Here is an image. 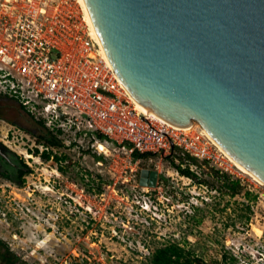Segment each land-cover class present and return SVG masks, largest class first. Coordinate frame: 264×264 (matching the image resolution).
Segmentation results:
<instances>
[{
    "label": "rangeland",
    "instance_id": "rangeland-1",
    "mask_svg": "<svg viewBox=\"0 0 264 264\" xmlns=\"http://www.w3.org/2000/svg\"><path fill=\"white\" fill-rule=\"evenodd\" d=\"M39 118L1 95L0 144L31 171L20 185L0 177V264H151L169 244L193 264H264L263 182L243 173L233 193L215 169L193 167L208 182L199 183L169 157L130 161L109 142L103 153L68 127L52 149L61 160H43L34 153L44 149ZM143 169L157 173L154 186L140 184Z\"/></svg>",
    "mask_w": 264,
    "mask_h": 264
},
{
    "label": "water",
    "instance_id": "water-1",
    "mask_svg": "<svg viewBox=\"0 0 264 264\" xmlns=\"http://www.w3.org/2000/svg\"><path fill=\"white\" fill-rule=\"evenodd\" d=\"M125 90L264 183V0H83ZM143 169L140 184L154 186Z\"/></svg>",
    "mask_w": 264,
    "mask_h": 264
},
{
    "label": "built area",
    "instance_id": "built-area-1",
    "mask_svg": "<svg viewBox=\"0 0 264 264\" xmlns=\"http://www.w3.org/2000/svg\"><path fill=\"white\" fill-rule=\"evenodd\" d=\"M0 94L43 118L50 129L106 136L130 161L142 159L135 154L166 158L179 150L199 162L182 165L194 172L193 167H209L245 181L199 123L181 128L138 109L78 0H0ZM105 143L98 141V151H109ZM77 203L90 210L85 195Z\"/></svg>",
    "mask_w": 264,
    "mask_h": 264
},
{
    "label": "trees",
    "instance_id": "trees-1",
    "mask_svg": "<svg viewBox=\"0 0 264 264\" xmlns=\"http://www.w3.org/2000/svg\"><path fill=\"white\" fill-rule=\"evenodd\" d=\"M10 99L16 102L25 113L32 116V114L27 112L17 100L12 98ZM37 123L43 129V131L38 135V137H39V141L44 146V149L39 152L38 148H35L34 153H36V155H38L43 160L54 159L55 161H60L62 157L55 154L52 149L62 145L61 144L62 142L59 139V134L62 133V130L60 128L50 129L45 125V120L41 117L37 119ZM95 139H97L100 142L109 141L106 136L98 133H95ZM146 157H149V155L147 154L142 156H139L137 154L134 155V158H146ZM168 157L171 158V163L173 168L181 175L199 181V183H208L205 180H200L197 174L194 171H192L188 165L182 166L185 163L187 164L192 163L195 165H199V162L196 159L189 158V156L181 155L179 150H175L171 155L167 156L166 158ZM97 159L99 160L102 159V156H97ZM59 169L63 171V168H59ZM30 171H31L30 168L22 162L21 167L16 173V177L13 178L9 177V180L20 185L24 182V176L28 174ZM214 172L219 173V171L217 170H214ZM221 174H222L221 179L224 181L226 185L229 186L230 189H233V193H235L236 189L241 186L240 182L236 179L234 181H229L230 179L229 175L225 173H221ZM101 190L102 188L100 186H97V191L99 193L101 192ZM87 191L90 190L87 189ZM246 194L249 195L248 192H246ZM151 264H193V259L190 258L189 253L185 252L178 245L169 244L158 248L154 252L151 259ZM199 264H208V263L200 262ZM215 264L218 263L216 262Z\"/></svg>",
    "mask_w": 264,
    "mask_h": 264
},
{
    "label": "flooded vegetation",
    "instance_id": "flooded-vegetation-1",
    "mask_svg": "<svg viewBox=\"0 0 264 264\" xmlns=\"http://www.w3.org/2000/svg\"><path fill=\"white\" fill-rule=\"evenodd\" d=\"M22 161L0 144V177L9 180L16 177ZM10 181V180H9Z\"/></svg>",
    "mask_w": 264,
    "mask_h": 264
},
{
    "label": "bare ground",
    "instance_id": "bare-ground-1",
    "mask_svg": "<svg viewBox=\"0 0 264 264\" xmlns=\"http://www.w3.org/2000/svg\"><path fill=\"white\" fill-rule=\"evenodd\" d=\"M79 1V3L81 4V6H82V9H83V11H84V13H85V17H86V19H87V21L90 23V25H91V27H92V31H93V34H94V36H95V38L97 39V41L100 43V41H99V39H98V37H97V34H96V32H95V30H94V27H93V25H92V23H91V20H90V18H89V16H88V13H87V10H86V7H85V4H84V2H83V0H78ZM101 44V43H100ZM101 47H102V45H101ZM103 48V47H102ZM103 51H104V49H103ZM104 54L106 55V53H105V51H104ZM106 57H107V55H106ZM107 59H108V57H107ZM132 97V96H131ZM135 103H136V106L138 107V109H140L142 112H144V114H146V115H149V116H152V117H156V118H159L158 116H156L155 114H153L151 111H149L148 109H146L145 107H143L142 105H140L138 102H136L135 101ZM208 135V134H207ZM209 136V135H208ZM210 137V136H209ZM211 138V137H210ZM212 139V138H211ZM213 140V139H212ZM214 141V140H213ZM215 142V141H214ZM216 143V142H215ZM217 144V143H216ZM218 145V144H217ZM28 157H30L31 158V155H27ZM230 157V156H229ZM33 158V157H32ZM231 158V157H230ZM232 159V158H231ZM233 160V159H232ZM234 161V160H233ZM234 163L240 168V170L241 171H243L245 174H248V175H250L254 180H256L257 182H259L260 184H263L262 183V181H260L257 177H255L251 172H249L246 168H244L243 166H241L240 164H238L237 162H235L234 161ZM255 232H256V234L257 235H259L260 233H261V231H260V229H258V228H256L255 229Z\"/></svg>",
    "mask_w": 264,
    "mask_h": 264
}]
</instances>
